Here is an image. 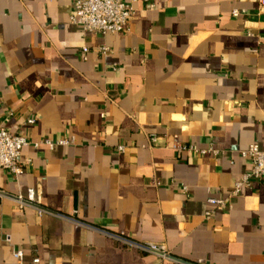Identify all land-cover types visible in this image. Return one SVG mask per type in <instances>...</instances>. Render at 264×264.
<instances>
[{"label": "crops", "instance_id": "crops-1", "mask_svg": "<svg viewBox=\"0 0 264 264\" xmlns=\"http://www.w3.org/2000/svg\"><path fill=\"white\" fill-rule=\"evenodd\" d=\"M127 1L100 35L77 0H0V124L29 141L0 189L54 211L0 195V264H264V181L233 193L264 150V6Z\"/></svg>", "mask_w": 264, "mask_h": 264}, {"label": "built area", "instance_id": "built-area-1", "mask_svg": "<svg viewBox=\"0 0 264 264\" xmlns=\"http://www.w3.org/2000/svg\"><path fill=\"white\" fill-rule=\"evenodd\" d=\"M260 3L264 6V0H260ZM134 14L133 6L127 0H77L71 22L82 27L86 33L100 35L122 33L129 31L130 21ZM234 15L238 16L239 12L235 10ZM88 50L87 47H84V54ZM100 50L104 54L110 51L106 46L101 47ZM29 122L32 123L34 120L30 119ZM46 143L53 146L50 141H46ZM58 143L69 144V141L62 140ZM28 145L29 141L25 136L13 134L0 124V169L8 170L16 176L21 174L25 165L20 162L19 157L23 148ZM240 153L250 162V167L235 183L234 194H238L245 187H251L255 181H264V150L260 148L259 144L252 143ZM28 200L36 203L34 191H30ZM209 202L215 206V209L207 212V218H210L215 211L224 209L226 204L225 201L214 198L209 199ZM6 241L11 243L10 236H6ZM141 247L150 252L159 250L168 253L155 245H141ZM13 255L21 264L24 263L25 252L23 250L13 249ZM33 263L38 264L39 258L35 257Z\"/></svg>", "mask_w": 264, "mask_h": 264}, {"label": "water", "instance_id": "water-1", "mask_svg": "<svg viewBox=\"0 0 264 264\" xmlns=\"http://www.w3.org/2000/svg\"><path fill=\"white\" fill-rule=\"evenodd\" d=\"M0 195H3L5 197H9V198L15 199V200H17V201H19L21 203L27 204V205L35 206V207H37V208H39L41 210H46V211L54 212L51 209H48V208H46V207H44V206H42L40 204H37L35 202H32V201H30V200H28L26 198H21V197H18L16 195H12L10 193H7L5 191H2L1 189H0ZM152 252L157 253L160 256H164L166 259L175 261V262H177L179 264H198V263L189 261L187 259H184L182 257H178V256H176V255H174L172 253H165V252L159 251V250H153Z\"/></svg>", "mask_w": 264, "mask_h": 264}]
</instances>
